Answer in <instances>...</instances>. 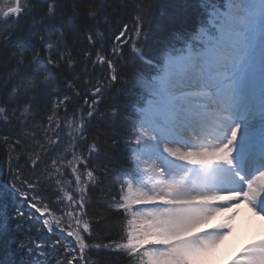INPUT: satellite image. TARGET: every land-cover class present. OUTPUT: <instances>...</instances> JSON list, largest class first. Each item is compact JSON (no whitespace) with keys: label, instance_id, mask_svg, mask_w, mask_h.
Instances as JSON below:
<instances>
[{"label":"snow or ice","instance_id":"6c2138e0","mask_svg":"<svg viewBox=\"0 0 264 264\" xmlns=\"http://www.w3.org/2000/svg\"><path fill=\"white\" fill-rule=\"evenodd\" d=\"M63 7L0 0V61H11L0 74V171L6 164L10 178L0 199L5 190L16 198L0 204V233L14 220L23 237L13 241L11 264H105L92 259L103 255L122 264H211L242 209L264 221V0H198L194 25H162L151 48L147 0H96L88 18L98 27L84 34L83 49L57 22ZM113 8L130 11L131 23L107 35L120 14ZM105 35L107 49L97 39ZM97 66L107 75L94 77ZM65 68L69 91L61 92ZM117 83L138 91L129 136L120 138L127 164L109 169L104 145L88 133ZM82 97L90 99L77 109ZM104 115L114 126L124 120L118 102ZM106 179L101 206L117 214L113 224L92 214L91 193ZM228 264H264V231Z\"/></svg>","mask_w":264,"mask_h":264},{"label":"trees","instance_id":"16d2710c","mask_svg":"<svg viewBox=\"0 0 264 264\" xmlns=\"http://www.w3.org/2000/svg\"><path fill=\"white\" fill-rule=\"evenodd\" d=\"M64 5L61 9L59 16L57 17V22L63 20L64 28L67 29L69 36L78 40L77 48L83 49L87 45V41L84 38V34L91 29H96L97 23L95 20L88 18V12L90 11V5L95 7L96 0H60ZM109 3H117L119 0H108ZM148 3L153 5V14L154 21L151 26V37L149 41V47L156 43L162 34V25L167 28H191L199 12L198 0H147ZM77 3L79 8H76ZM45 5H40L38 11L45 10ZM75 11V14H74ZM116 11H119L120 14L116 16L115 21H113L107 28V35H111L112 32L116 31L120 23H131L132 13L130 11L109 9L110 13L115 14ZM102 19V18H101ZM111 19V17H110ZM31 20V17H28L23 23H27ZM100 32H105L106 29L103 26H99ZM107 35L98 36L97 39L103 41V46L107 49L111 46V41L107 39ZM34 46L38 47V41L34 42ZM97 48L92 49V51L98 50ZM26 55H31V53H26ZM78 55V53H77ZM94 59V57H93ZM11 61H0V74H4L7 71V65ZM81 60V64H83ZM91 68V65H89ZM147 71V69H145ZM101 75H107L103 71L102 66H97L94 77H100ZM71 76V72L68 69H64L59 73V90L61 92L69 91L66 88L65 80ZM123 78V77H122ZM80 88L84 90V85L81 84ZM137 89H130L126 84L117 83L114 86V91L106 95L100 102L99 111L100 115L95 116L89 124V137H97L99 141L104 145L105 158L103 163L109 169H117L121 166L127 164L128 159V149L125 147V141L121 140V137L129 136V129L132 126L134 120L133 114V93L137 92ZM122 92L128 93V95H121ZM83 99H90L89 97L78 98V103L75 105L77 109L81 107H86L83 105ZM119 104L122 113L124 114V120L119 126H114L108 122V118L104 115L107 111L109 105L113 103ZM40 103L43 105L46 103V100L41 97ZM43 111V107L41 108ZM71 114V109H70ZM120 140V143L117 145L112 144V140ZM6 159L4 157L3 150H0V160ZM70 159V157H69ZM10 183V178L8 177V169L5 164L2 171H0V188L6 185L5 182ZM110 180H105L103 185H100L94 192L91 193L92 203L94 207L92 208V214L96 217H108L109 224L115 223L116 213H109L101 205L108 199L107 189L110 185ZM16 202V198L12 196L10 190L4 191V196L0 199V204H7L11 206ZM97 235L103 237L108 231V226L104 223H101L96 226ZM41 238L54 240L56 237L53 234L47 233L46 230H41L38 234ZM23 239L19 236L15 230V221L10 220L8 227L5 231L0 233V264H11L12 260L17 259L12 255V251L15 248L14 240ZM94 261L103 260L105 264H122V261L119 257L114 256H93Z\"/></svg>","mask_w":264,"mask_h":264},{"label":"bare ground","instance_id":"6f19581e","mask_svg":"<svg viewBox=\"0 0 264 264\" xmlns=\"http://www.w3.org/2000/svg\"><path fill=\"white\" fill-rule=\"evenodd\" d=\"M224 220L223 216L216 217L211 223H220ZM234 231L227 236L217 247L216 252L211 258V264H217L224 259H232L233 256L244 246L250 242L261 231H264V221L249 213L247 208L241 210V214L237 217Z\"/></svg>","mask_w":264,"mask_h":264},{"label":"rangeland","instance_id":"374dc122","mask_svg":"<svg viewBox=\"0 0 264 264\" xmlns=\"http://www.w3.org/2000/svg\"><path fill=\"white\" fill-rule=\"evenodd\" d=\"M227 259L222 260L221 262H218L217 264H226Z\"/></svg>","mask_w":264,"mask_h":264}]
</instances>
